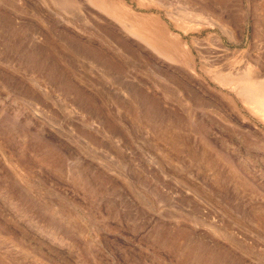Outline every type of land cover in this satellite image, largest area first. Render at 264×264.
Returning a JSON list of instances; mask_svg holds the SVG:
<instances>
[{
  "label": "rangeland",
  "instance_id": "rangeland-1",
  "mask_svg": "<svg viewBox=\"0 0 264 264\" xmlns=\"http://www.w3.org/2000/svg\"><path fill=\"white\" fill-rule=\"evenodd\" d=\"M258 80L264 0H0V264H264Z\"/></svg>",
  "mask_w": 264,
  "mask_h": 264
},
{
  "label": "bare ground",
  "instance_id": "bare-ground-1",
  "mask_svg": "<svg viewBox=\"0 0 264 264\" xmlns=\"http://www.w3.org/2000/svg\"><path fill=\"white\" fill-rule=\"evenodd\" d=\"M206 22L203 24L204 25L207 24ZM208 24H210L209 21H208ZM249 69H251V68H249ZM250 72H251V70H250ZM246 73H248V71ZM242 75H246V74H242ZM256 75H257V73H256ZM243 85H244V88L242 89V92L245 96V98H244L245 103L249 104L252 107V108L250 107L251 109H254L257 113H260L262 116H264V85H263V82L258 80L256 82H252L250 84L248 82H245ZM234 87H235V85H234ZM242 100H243V98H242Z\"/></svg>",
  "mask_w": 264,
  "mask_h": 264
}]
</instances>
